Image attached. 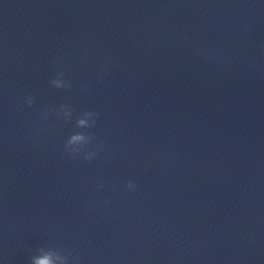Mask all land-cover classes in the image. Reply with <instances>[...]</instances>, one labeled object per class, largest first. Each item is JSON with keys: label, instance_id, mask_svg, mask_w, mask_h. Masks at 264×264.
<instances>
[{"label": "water", "instance_id": "obj_1", "mask_svg": "<svg viewBox=\"0 0 264 264\" xmlns=\"http://www.w3.org/2000/svg\"><path fill=\"white\" fill-rule=\"evenodd\" d=\"M0 25L264 262V0H0Z\"/></svg>", "mask_w": 264, "mask_h": 264}, {"label": "clouds", "instance_id": "obj_2", "mask_svg": "<svg viewBox=\"0 0 264 264\" xmlns=\"http://www.w3.org/2000/svg\"><path fill=\"white\" fill-rule=\"evenodd\" d=\"M51 84L57 89L65 88V87H62V85L56 79H53L51 81ZM31 104H32V99L29 98L28 105L31 106ZM64 108H67V106L66 105H62L61 109H64ZM84 115L85 116H91V115H94V113L85 111ZM95 115H98V113H96ZM84 124H85V120H83V119H79L77 121V126H82ZM94 124H95V120L93 121V125ZM84 139H85V137L82 134L72 135L71 139L66 141L65 148L70 150L69 149V145H71V144H73L75 142H78V141H82ZM79 152H80V150H78V149L70 150L71 154H78ZM91 158H92V154L91 153H89L88 155L85 156L86 160H90ZM130 186H132L131 183L128 184V187H130ZM32 264H54V260H53V257H52L51 253H46L40 258L33 259Z\"/></svg>", "mask_w": 264, "mask_h": 264}]
</instances>
